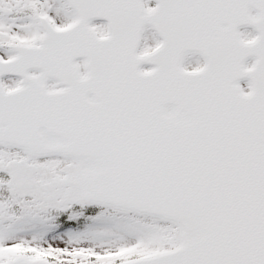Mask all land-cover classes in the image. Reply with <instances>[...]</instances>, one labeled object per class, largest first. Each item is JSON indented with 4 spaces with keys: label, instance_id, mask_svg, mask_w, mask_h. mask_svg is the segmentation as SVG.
Returning <instances> with one entry per match:
<instances>
[{
    "label": "snow or ice",
    "instance_id": "6c2138e0",
    "mask_svg": "<svg viewBox=\"0 0 264 264\" xmlns=\"http://www.w3.org/2000/svg\"><path fill=\"white\" fill-rule=\"evenodd\" d=\"M0 264H264V0H0Z\"/></svg>",
    "mask_w": 264,
    "mask_h": 264
}]
</instances>
